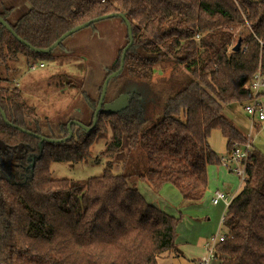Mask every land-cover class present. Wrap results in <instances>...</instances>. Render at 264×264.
<instances>
[{
	"label": "trees",
	"instance_id": "trees-1",
	"mask_svg": "<svg viewBox=\"0 0 264 264\" xmlns=\"http://www.w3.org/2000/svg\"><path fill=\"white\" fill-rule=\"evenodd\" d=\"M25 1L28 10L15 23L13 7H3L0 16L39 49L93 19L124 14L133 45L122 72L109 82L104 104L124 94L129 98L121 111H101L91 131L72 125L70 139L41 142L36 135L67 138L71 121L92 127L99 99L83 93L88 122L82 111L55 122L41 118L18 87L0 80V264H159L165 253L181 256V218L150 204L138 184L146 182L154 192L172 185L188 205L198 204L209 167L222 164L210 146L211 133L221 132L228 152L247 142L224 109L245 108L255 74L260 66L264 71V0ZM123 48L107 76L119 69ZM20 55L33 65L56 59L53 51L34 52L0 23V67ZM162 63L175 69L153 84ZM62 80L82 86L74 78ZM136 84L149 87L140 91ZM109 130L112 137L101 154L108 167L100 176L53 178L52 163L88 162ZM119 164L123 173L116 175L112 168ZM246 174L244 188L226 208L216 264H264V153L255 147Z\"/></svg>",
	"mask_w": 264,
	"mask_h": 264
},
{
	"label": "rangeland",
	"instance_id": "rangeland-1",
	"mask_svg": "<svg viewBox=\"0 0 264 264\" xmlns=\"http://www.w3.org/2000/svg\"><path fill=\"white\" fill-rule=\"evenodd\" d=\"M1 2L3 6L0 4V11L3 7L14 8V12L10 17L12 23H15L28 10V4L25 0H1ZM126 36L127 29L121 18L114 17L99 21L67 37L61 46L53 50L56 56L55 60L41 62L44 67H40L41 63L31 64L27 61V58L21 55L17 59L9 61L7 66L0 67L1 84L6 87H17L13 80L21 79L20 77H23L26 71H31V73L25 75L27 77L26 82L29 79L32 80L33 73H38L39 70L43 71L42 75L52 72L53 77L50 81L53 83L58 81L57 77L59 78V88H61L62 96L60 97L59 93L55 91L54 84L48 86L49 90L42 86V89L38 91V95L36 91H33V95L30 97L22 93L27 104L33 106V103L42 102L43 107L39 109L41 118L52 117L53 120L59 118L67 120L70 116L75 115L76 111H82L84 120L88 122L91 111L86 105L83 93L91 99L98 100L100 98V86L107 78L108 68L112 67L116 61L119 50L126 46ZM32 67L35 68L32 69ZM174 69V64L162 63L157 65L152 83H158L162 78H169ZM62 78L64 80L77 79L82 82V86L80 89L76 86L74 89L65 82L63 83ZM148 87L136 84L134 89L143 91V88ZM45 91L48 95L46 97L43 96ZM36 95L38 102H35ZM61 98L63 99L61 100ZM260 102L264 107V95L260 97ZM44 108L47 109L50 116L44 115L46 114ZM233 108L238 110L235 115H240L241 118L238 121L235 120L237 127L242 130L244 127L240 125L243 124L246 127L245 134L251 136V138L248 137V140L253 139L254 145L251 142L252 148L255 147L264 153V122L255 123L252 126V118L247 115L244 107L233 106ZM146 111L150 114L149 108ZM229 111V107H225L224 115L226 117L231 116ZM154 122H150L149 126ZM111 137L112 133L109 130L106 138L94 144L88 162L76 164L52 163L53 178L84 181L100 176L108 167V160L102 157L101 154L106 149ZM209 140L210 146L219 157L223 156L225 158L228 155L226 141L219 130H214ZM112 172L116 175L122 174L123 165L114 166ZM208 181L209 187L206 196L201 200V204L192 208H184L187 203L172 185H165L162 192H155V195L146 194L147 201L150 204L157 205V208L173 217L181 218L177 229V247L184 244L189 247H196L195 251L198 249L202 251L204 242L212 241L216 236L225 233L222 222L226 205L214 206L211 202V195L217 190L228 188L234 192L241 186L242 181L235 173H230L223 164L209 167Z\"/></svg>",
	"mask_w": 264,
	"mask_h": 264
},
{
	"label": "built area",
	"instance_id": "built-area-1",
	"mask_svg": "<svg viewBox=\"0 0 264 264\" xmlns=\"http://www.w3.org/2000/svg\"><path fill=\"white\" fill-rule=\"evenodd\" d=\"M262 51L264 52V44L261 43ZM44 64L41 63L40 67ZM252 99L245 106V112L252 118V126L255 123L264 122V107L260 102V97L264 94V71L259 67L255 74L251 85ZM254 128V127H253ZM247 137H250L247 135ZM251 138V137H250ZM251 140H247L245 144H234L231 150L228 152V158H221V163L231 173H235L242 183L244 184L247 174L246 167L248 164L249 155L252 151ZM233 197L224 191H216L212 199L213 204L218 205L224 203L226 208L230 204ZM225 239V235H218L212 241L207 244L208 252L204 258L198 260L197 264H216L215 247L218 242H222Z\"/></svg>",
	"mask_w": 264,
	"mask_h": 264
},
{
	"label": "crops",
	"instance_id": "crops-1",
	"mask_svg": "<svg viewBox=\"0 0 264 264\" xmlns=\"http://www.w3.org/2000/svg\"><path fill=\"white\" fill-rule=\"evenodd\" d=\"M0 4H2L3 6V3L1 2L0 0ZM1 6V7H2ZM44 67V66H43ZM35 67H32V69H34ZM34 71V70H33ZM40 72L38 73H33L32 75V80L29 79L28 82H26V79L27 77H25V75H27L28 73H31V71H26V73L24 74L23 77H20L21 79H14V83L15 85L22 91L23 95L27 96V97H30L31 95H33V91H36L37 92V95H38V91L42 89V86H44V88L46 87V90H49L48 89V86L49 85H52L54 84L55 86V91H57L59 93V96L61 97L62 94H61V88H59V78L57 77V80L58 81H55L53 83H51L50 79L53 77V74L52 72L50 73H47V74H44L42 75L41 73L43 71L39 70ZM41 76H43L42 78H40ZM51 83V84H50ZM42 93V92H41ZM37 95H36V99H35V102H38L37 100ZM44 97L48 96L46 94V91L45 93L43 94ZM63 98H61L62 100ZM66 100V99H64ZM58 103H60V101H58ZM33 106L36 108V111L37 113L40 115L39 113V109H41L43 106H42V102H38L37 104H34L33 103ZM230 109V114L231 116L228 117L230 120H232L234 123L236 122L235 120H240V115L239 116H236L235 113L237 114L236 111H238L236 108H233V107H229ZM44 111H46L44 115H48V112H47V109L44 108ZM51 115H54V114H51ZM50 116V115H48ZM232 118V119H231ZM235 118V119H234ZM236 124V123H235ZM237 125V124H236ZM242 127H244V129H240L243 133H245L246 131V127L242 124L240 125ZM239 128V127H238ZM251 137V136H250ZM225 139V138H224ZM210 141V140H209ZM226 141V139H225ZM252 144H253V139L251 140ZM210 143V142H209ZM254 145V144H253ZM254 147V146H253ZM212 148V146H211ZM226 148H227V142H226ZM213 149V148H212ZM229 155L226 156V158H228ZM223 157V156H222ZM221 157V158H222ZM229 171V170H228ZM230 172V171H229ZM231 173V172H230ZM208 187H209V181H208ZM244 188V184L241 183V186L234 192L231 191V189H226V190H217V191H224L226 193H228L229 195H231L233 198L235 196H237L241 191L242 189ZM138 189L140 191V193L146 198V194L148 195H155L154 191L151 190L149 188V186L147 185L146 182H141L138 184ZM165 189V188H164ZM163 190V189H162ZM162 190L160 192H162ZM207 191H208V188H207ZM207 191L205 193V196L207 194ZM159 192V193H160ZM216 192V191H215ZM214 192V193H215ZM214 193L211 195V202H212V199L214 197ZM204 196V197H205ZM147 200V198H146ZM201 204L198 203V204H195V205H188L186 204V207L184 206V208H192V207H195L197 205ZM213 204V202H212ZM220 204H223L224 203H220ZM214 206H217L215 204H213ZM219 205V204H218ZM155 207H157V205H155ZM225 215V213H224ZM224 219V217H223ZM210 241H206L204 242V248L202 251H200L199 249L197 251H195L196 247H189L187 245H184V244H180L177 248L181 251V256L177 257L175 256L174 253H165L164 255H162L159 259H158V262L159 264H197L198 260H200L201 258H204L206 255H207V252H208V248H207V244L209 243ZM184 250V252H183Z\"/></svg>",
	"mask_w": 264,
	"mask_h": 264
},
{
	"label": "water",
	"instance_id": "water-1",
	"mask_svg": "<svg viewBox=\"0 0 264 264\" xmlns=\"http://www.w3.org/2000/svg\"><path fill=\"white\" fill-rule=\"evenodd\" d=\"M114 17H119L124 22V24L126 26V29H127L128 43L123 48L119 69L117 71L111 73L109 76H107V78L103 82L101 95H100V98L98 100V104H97V107H96L95 113H94V120H93L92 127H87V126H85L84 124H82L79 121H71L68 124L69 135L67 136V138L60 139V140H53V139H49V138H45V137L36 135V137L39 138L41 140V142L47 141V142H56L57 143V142H64V141L70 139L72 137V131H71L72 125H76V126L82 128L85 131H91L96 126L97 120H98V116H99V114H100L101 111L109 112V113L118 112V111L123 110L127 106V104H128L127 102H128V98H129L128 94L122 95L119 99H117L116 101H114L112 103L104 104V100H105V97H106V94H107V88H108V85H109L110 80L113 79L114 77L118 76L122 72V70L124 68V64H125L126 54H127V52L129 51V49L133 45L132 27H131V24H130L129 20L126 18V16L124 14H122V13H119V14H109V15H105V16L98 17L96 19H93V20H91L89 22H86V23H84V24H82L80 26H77V27L73 28L72 30H70V31L66 32L65 34H63L49 48H47V49H39V48L32 47L25 40L21 39L14 32V30L11 28V26L0 16V23L5 28H7L12 33V35L20 43L26 45L28 48H30L31 50H33L36 53H43V54L51 53L56 47H58L60 44H62V42L67 37L71 36L72 34L78 32V31H80V30H82V29H84L86 27H89V26H91V25H93V24H95V23H97L99 21H103V20H106V19H111V18H114ZM239 47H240V41L235 46V49L234 50H238ZM2 116H3V119L5 120V122L9 125V122L7 121L6 115H5V113L3 111H2ZM18 129H20V128H18ZM23 131L26 132L25 130H23Z\"/></svg>",
	"mask_w": 264,
	"mask_h": 264
}]
</instances>
